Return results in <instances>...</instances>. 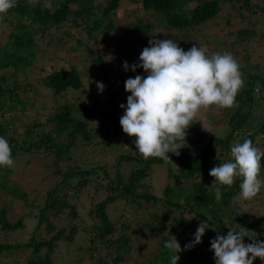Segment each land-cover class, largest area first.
I'll return each instance as SVG.
<instances>
[{
    "label": "trees",
    "instance_id": "16d2710c",
    "mask_svg": "<svg viewBox=\"0 0 264 264\" xmlns=\"http://www.w3.org/2000/svg\"><path fill=\"white\" fill-rule=\"evenodd\" d=\"M194 1H197V5L190 6ZM227 1L141 0V3L146 12L157 15L160 24L174 32V37L170 39L188 51L192 47L189 40L204 36L203 28L222 14ZM237 1L238 5H244L240 10L246 8L254 15L264 12V0L257 5H254L253 0ZM73 3L77 8H73ZM119 5L120 0H107L104 7L97 4V0H38L35 4L31 0H16L15 7L7 15L0 17V26L4 23L13 26L9 42L0 47V119L14 115L15 110L25 104V92L33 90L32 83L21 81L19 76L22 74L29 78L28 72L33 66L32 58L36 47L35 36H43L51 30H58L72 23L80 29L81 35L86 36L88 43L98 44L101 37H109L116 27L109 16ZM232 8L229 9L239 10L235 6ZM134 26L137 30H152L155 25H144L142 21H137ZM122 29L125 30L124 27ZM246 34L249 39L254 37L253 32L241 30V44ZM183 39H187V42ZM79 43L82 41L79 40ZM237 48L239 46L234 43L233 49ZM213 53H220L216 44L207 51L209 56ZM227 53L239 65L243 86L236 96L235 106L217 107L226 116L224 126L220 122L216 124L223 133L213 134L215 127L203 129V124L195 118L187 130L185 140L178 142L180 154L169 153L173 163H166L161 158L144 159L135 149L134 139L123 132L120 118L124 115V109L120 106H127L122 103L125 87L120 88L118 80L113 77L121 70V66L113 61L108 62L103 57L90 59L93 73L87 74L94 78L96 84L103 80L107 82L104 96L95 97V87H92L88 90V96L94 98L91 104L78 106L76 99L60 105L45 121L39 120L30 127L35 133L38 127L40 131L32 140L26 134L18 138L12 137L6 124L0 125V137L9 142L12 159L33 152H43L45 163L49 167L53 163L51 158H54L56 170L53 175L58 178L44 201L39 204V199L31 200L28 192L12 179V175L16 173L13 167H0V187L9 193L14 202L23 203L24 207L31 209L32 219L36 220L32 239L27 244L8 245L0 240V255L28 246L33 247V253L28 258L30 264H54L53 256L60 242L74 239L78 227L71 225L79 220L81 224H85L83 230L91 243L90 252H93V256L99 251L97 246L107 251L104 258L100 257L92 264H108L110 261L112 264L129 263L126 255L133 249L130 234L132 226L123 218L118 221L121 223L120 227L111 220L110 207L117 203H124L137 213L164 206L163 214L176 221L174 230L177 238L181 239V248L194 240L200 222L209 218L210 227L206 229L202 242L180 252L178 264H215L211 241L217 235L227 236L230 228L239 231L243 227L250 231L249 235H256L258 240L264 241V225L246 211L247 206L263 191L251 200L233 204V198L240 192V178L230 187H211L214 178L209 175V171L232 159L231 146L237 142L243 143L245 139H250L254 144L258 133L264 136V123L258 112L264 103V61L254 64L240 58L234 51L227 50ZM125 57L124 55V60ZM139 57L138 54V63ZM40 80L41 78L39 82ZM42 83L54 95L61 96H65L70 89L83 93L86 88L83 75L76 68L49 73ZM80 150L85 155L83 162L76 154ZM39 159L43 160L40 156ZM65 163L68 168L63 171L62 164ZM156 167L169 168V179L160 191L155 190L151 181ZM263 171L264 158L261 161L260 175L264 174ZM197 175L202 176L200 182L194 180ZM216 187L221 190L220 201L215 199ZM81 193H86L87 200L94 205V210H90L85 216H80L78 212ZM245 207L247 208L244 209ZM10 209L11 205L0 209V228L14 233L24 228V223L22 219L10 222L7 218ZM185 212L189 215L186 216ZM65 213L66 225L58 228L56 223L60 220L55 218L61 219ZM150 217L154 218V223L143 222V229L148 234L158 235L160 244L157 254L146 259L145 264H170L173 253L164 244L171 238L165 236L161 228L163 222L160 223L159 219L162 215L152 213ZM90 220L95 222L89 225ZM43 226L45 233L51 235L50 238L40 237ZM38 234L39 241L36 239ZM251 242L249 239L244 243ZM257 259L254 264H259Z\"/></svg>",
    "mask_w": 264,
    "mask_h": 264
},
{
    "label": "rangeland",
    "instance_id": "374dc122",
    "mask_svg": "<svg viewBox=\"0 0 264 264\" xmlns=\"http://www.w3.org/2000/svg\"><path fill=\"white\" fill-rule=\"evenodd\" d=\"M35 4L38 0H31ZM45 2V0H43ZM257 3H261L262 0H253ZM97 4L101 7L107 5V0H97ZM49 5V2H46ZM197 5V1H194L190 6ZM235 6L239 10L232 11V7ZM244 6L238 5L237 0H228L224 5V10L217 19L210 22L203 29L204 36L196 37L189 40L191 46L205 47L207 50L213 48L214 45L218 46V51L223 54L227 53V50L234 51L240 58L248 60L254 64L264 61V12L259 14H251L246 8L240 10ZM73 8H77V5L73 3ZM230 8V9H229ZM238 11V12H237ZM109 20L114 21L116 27L112 34L107 38H100V43H88L86 36L80 34V29L75 27L72 23L64 28L58 30H51L45 35L41 34L36 37V47L34 49V57L32 58L33 66L28 72V77L20 74V80H26L32 83L33 90H28L24 94L25 104L19 106L14 115L3 117L0 119V125L6 124L9 128V135L12 137H20L27 135L29 140L36 138V133L40 132L39 127L37 132L31 131L30 127L40 121H45L46 117L57 107L65 103L73 102L77 99V105L91 104L94 98H90L88 93L92 87H95V97L104 96L107 82L103 80L101 82L104 85V90L101 92L97 84L94 83V78L88 76L87 73H93L92 65L89 64L90 59L103 57L108 62H115L121 66V70L113 75L118 80L117 85L125 87V81L136 75L146 76L142 68H138L136 72L125 71L124 62H127L129 66L138 64L136 58L140 55L145 47H149V41L151 39H170L174 37V32L167 29L160 24L158 16L150 12H146L142 8L141 0H120L118 9L110 13ZM142 21L144 25H155L152 30L143 28L137 30L135 23ZM121 27V28H120ZM125 28V30L122 29ZM13 26L9 23H4L0 26V47H3L9 42V35L11 34ZM241 30L251 31L254 37L249 39L248 35H244L243 44L240 43L242 36H239ZM69 33V34H67ZM79 40L82 43H79ZM187 42V39H183ZM203 43V44H202ZM236 43L239 48L233 49V44ZM125 57V60L123 56ZM85 60V61H84ZM76 68L83 75V81L85 84V91L83 93L76 92L73 89L68 90L65 96L54 95L52 91L45 87L42 80L49 74L60 70H69ZM26 74V73H25ZM40 76V77H39ZM39 78H41L39 82ZM21 80V81H22ZM122 103L127 104V98L130 95L126 91H123ZM261 108L258 112L262 115L261 121L264 123V103L261 104ZM222 109H217L216 106L208 109H201L196 116V119L203 124V129L212 130L213 134L222 135L223 130L220 127H216L217 122H220L221 126H224L225 115ZM98 125L97 123H94ZM8 130V131H9ZM15 134V135H14ZM223 136H221L222 138ZM22 143V141H21ZM255 147L264 152V136L262 133H258V136L253 144ZM89 151V150H88ZM76 154L81 157L79 160L83 162L84 152L76 151ZM39 156L43 159L40 160ZM45 154L43 152H33L31 154L21 155L14 160L13 168L16 173L12 175V179L19 183L29 194L31 200L39 199V204L44 201L46 194L54 187L58 178L53 175L55 169L54 158L51 167L45 163ZM99 159V158H98ZM107 157V161H108ZM112 159V158H111ZM223 160V159H221ZM231 160V159H230ZM216 167V166H215ZM68 168V164H62V170L65 171ZM168 169V170H167ZM168 167H156L155 171L151 175V181L156 191H160L164 188L168 181ZM264 172V171H263ZM260 179L264 181V174L260 175ZM196 182L202 180L201 175H197L194 179ZM214 184V181H213ZM211 184V187H213ZM261 190V195L257 196V199L251 202L250 205L245 207L246 211L257 219L259 223L264 225V186ZM91 199V197H90ZM12 202L14 204H12ZM11 205V209L7 213V218L10 222H15L22 219L24 228L17 231L10 232L0 228V240L3 244L15 245V244H27L32 239V233L36 226V220L32 219V210L24 207L23 203H19L12 199L8 192L0 187V209L2 207H8ZM78 212L80 216L88 214L94 205L87 200L86 193L80 194V203L78 204ZM164 206L159 208L137 213L133 208L127 207L124 203H117L111 205L109 214L113 222L117 223L120 227V221L122 218L125 222L130 223L132 230L130 231L132 237L133 249L126 255V260L130 262L126 264H145V260L154 257L157 254L160 244V237L157 235L148 234L143 229V222L151 221L154 223V218L150 217V214L156 213L162 215V230L164 235L173 239L175 237L181 245V239L177 238L178 235L175 232L176 221L171 217L163 214ZM68 211V210H67ZM185 215L188 216L185 212ZM93 216V215H92ZM65 215L61 219L55 218L57 221L56 226L58 228L66 225ZM95 221L90 220L89 225ZM79 224V226H78ZM77 226L78 230L74 235V239L64 240L60 242V245L53 256L54 264H92L98 259L106 256V250L100 247H96L99 251L93 256V252H90L91 243L85 237L83 226L78 221L73 222L72 226ZM45 226L41 229L40 237L50 238L51 235H47L44 231ZM173 236V237H172ZM39 241V234L36 237ZM249 238H245L244 242H247ZM46 250H42L45 252ZM182 252V251H181ZM33 253V247H26L25 249H17L10 252H6L0 255V264H30L28 258ZM259 264H264V261L257 259ZM112 262L110 261V263ZM124 264V263H121Z\"/></svg>",
    "mask_w": 264,
    "mask_h": 264
},
{
    "label": "clouds",
    "instance_id": "9594fccd",
    "mask_svg": "<svg viewBox=\"0 0 264 264\" xmlns=\"http://www.w3.org/2000/svg\"><path fill=\"white\" fill-rule=\"evenodd\" d=\"M16 0H0V17L14 8ZM205 47L193 45L185 51L171 39H151L139 57V63L129 66L124 62L125 71L136 72L142 68L146 76L136 75L125 81L130 95L124 115L120 118L123 132L134 139L135 149L144 159L161 158L171 162L169 153L179 155L178 142L185 140L189 127L201 109L216 106H235L236 96L243 86L242 73L230 53L207 55ZM103 92L104 85L97 83ZM232 159L220 163L209 171L214 178L212 186H232L240 178V192L232 203L255 198L264 186L260 179L261 161L264 152L253 146L250 139L231 146ZM9 142L0 137V167H13ZM222 198L220 187L215 188V199ZM163 218L159 219L160 221ZM210 219L201 221L194 240L183 248L175 237L166 241L164 247L173 253L170 264H178L179 253L202 242ZM247 229L239 231L230 228L227 236L217 235L211 241L215 264H254L259 258L264 261V241L256 235H249ZM254 233V232H252ZM245 237L252 242L245 244Z\"/></svg>",
    "mask_w": 264,
    "mask_h": 264
}]
</instances>
